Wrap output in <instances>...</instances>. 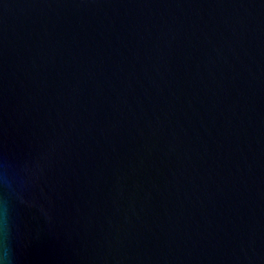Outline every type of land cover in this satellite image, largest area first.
<instances>
[{
	"label": "water",
	"instance_id": "water-1",
	"mask_svg": "<svg viewBox=\"0 0 264 264\" xmlns=\"http://www.w3.org/2000/svg\"><path fill=\"white\" fill-rule=\"evenodd\" d=\"M6 264H264V0H0Z\"/></svg>",
	"mask_w": 264,
	"mask_h": 264
},
{
	"label": "clouds",
	"instance_id": "clouds-1",
	"mask_svg": "<svg viewBox=\"0 0 264 264\" xmlns=\"http://www.w3.org/2000/svg\"><path fill=\"white\" fill-rule=\"evenodd\" d=\"M0 264H6V261L2 256H0Z\"/></svg>",
	"mask_w": 264,
	"mask_h": 264
}]
</instances>
